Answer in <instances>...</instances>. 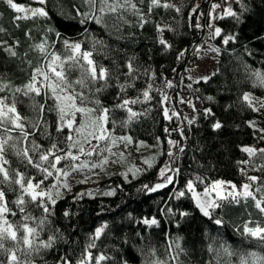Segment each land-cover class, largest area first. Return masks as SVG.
I'll use <instances>...</instances> for the list:
<instances>
[{
    "label": "snow or ice",
    "instance_id": "obj_1",
    "mask_svg": "<svg viewBox=\"0 0 264 264\" xmlns=\"http://www.w3.org/2000/svg\"><path fill=\"white\" fill-rule=\"evenodd\" d=\"M235 2L239 10L233 7L231 0H226L223 4L213 2L208 12V37H220V42L225 46L238 43L239 33L226 30L213 21L228 17L235 21L233 27H236L243 22L245 13L258 7L256 0ZM3 3L14 10L11 19L15 29L21 28V20H32L33 25L23 30L27 46L20 51V38L0 24V33L11 38V42L0 38V51L7 60L19 61L18 67L24 65L31 69L28 79L21 84L8 79L10 74L7 71H0V93H5L0 95V254L5 257L0 259V264H189V249L182 243L184 237L179 233H164L167 240L161 253L150 237L139 230L140 225L148 229L153 226L159 228V217H134L132 212H127L126 217L113 213L112 218L108 219L101 214L113 210L111 207L105 208L103 202L95 213L101 217L99 222L85 234V240L80 244L77 232L80 225L73 222L83 211L79 201L85 196L114 195L116 187L103 191L97 188L75 192L71 197L77 202L75 209L68 205L58 211L63 197L73 191L71 179L74 172L81 173L78 183H86L89 176L84 175L85 171L98 176L94 169L107 173L109 163L124 161V151L114 149L121 142L125 148L136 142L131 135L115 134L113 129L118 121L113 113L116 109L124 110L126 116L119 123L124 127L130 126L141 115L134 106L153 99L151 93L158 79L157 72L150 65L142 63L135 51L111 47L103 38L96 37L90 25L100 26L117 40H126L134 35L133 27L143 29L151 22L155 26L156 42L162 50L171 49L173 45L165 38L164 32H175L176 28L167 22L155 20L154 10H171L178 16L182 12L181 5L175 0H147L145 11V0H75L68 11L60 3L54 5L57 16L61 18L58 25L52 23L49 0H35L34 4L18 3L16 0H3ZM261 4H264V0H261ZM195 10L196 7H193L192 11ZM2 15L0 13V17ZM129 15L135 20L129 19ZM125 27L128 28L126 32ZM195 27L202 25L197 23ZM34 29L39 33L38 38L34 35ZM72 30L83 38L73 39L68 34ZM260 38L264 39V36ZM85 39L90 42L88 48L83 47ZM196 48L199 50L200 45ZM211 50L220 53L221 48L213 45ZM94 52L104 53L110 62L97 61ZM185 52L186 49H181L177 59ZM30 53L37 54L35 65ZM244 53L249 57L254 55L248 45L243 46L241 57ZM260 63L264 65V59ZM241 64L245 79L254 88L264 89V66L255 67L242 59ZM72 70L78 73L74 78L71 77ZM218 71L216 69L196 76L195 80L207 83ZM141 78L144 84L137 87ZM188 79L192 80L193 77L189 75ZM162 84L163 88L157 87L156 90L160 92L162 100L167 101L164 88H172L174 81L164 77ZM187 87L191 88L192 84L189 83ZM113 88L116 89L114 99L117 102L109 105L102 97L106 90ZM130 89H135L136 94L129 95ZM21 97L27 98L32 116H24L18 111L17 104ZM204 98L210 102L216 99L212 95ZM49 99L52 100L51 105L48 104ZM239 100L242 107L264 116V96L258 97L252 90L241 91ZM180 102L189 104L196 111L191 100L185 101L181 97ZM232 107V103L223 105L225 112ZM169 111L168 108L163 109L165 118L179 116L174 109L171 115ZM52 112L55 119L50 121L46 114ZM203 114L206 118L214 116L211 107H205ZM184 119L191 131L197 116H185ZM110 123L112 127H109ZM245 123L253 129L252 135L257 141L262 143L259 146L255 143L237 145L246 154V158L236 161L238 166H246L239 167L244 177L241 183L220 178L209 182L206 176L193 173L185 180L183 187L173 188L169 195V200H190L203 217L217 226L215 235L205 229L204 236L208 239L205 247L209 258L203 264H264V251L234 247L220 231L228 223L225 210L230 206L243 205L247 219L234 224V229L243 239L256 240L264 248V178L249 174L250 171H264V127L256 119L246 120ZM234 126L240 128L239 124ZM211 128L213 131L223 130L224 121L214 119ZM16 131L19 134L12 135ZM37 134L47 138L48 143H39ZM180 136L184 137L183 143L172 138L167 141L169 161L160 167L158 181L141 185V190L152 193L176 183L180 169L171 165L187 148L188 137L183 128L180 129ZM61 143L64 147H60ZM194 148L203 151L205 145L198 140ZM9 151L16 157V166H13ZM95 153L99 155L93 158ZM112 157L118 159L113 160ZM144 163L151 167L153 161L145 159ZM144 170L131 163L122 167L119 174L129 181ZM9 193H12L11 199ZM252 208L259 213L255 219L250 210ZM160 212L169 221L175 217L177 228L192 215L189 207H174L167 202ZM122 219L134 221L137 228L125 231V225L118 222ZM109 248L111 251L107 250ZM49 255L52 256L51 262L45 259Z\"/></svg>",
    "mask_w": 264,
    "mask_h": 264
},
{
    "label": "trees",
    "instance_id": "obj_2",
    "mask_svg": "<svg viewBox=\"0 0 264 264\" xmlns=\"http://www.w3.org/2000/svg\"><path fill=\"white\" fill-rule=\"evenodd\" d=\"M18 3L34 4L35 0H16ZM75 0H49L48 7L52 10L53 20L52 23H60V17L56 14L55 4L60 3L63 5L64 10L68 11L71 8L72 3ZM182 7L180 15H176L173 11L169 10L165 12L164 9L159 8L154 10V19L161 23L167 22L172 24L175 28V32H169L165 30L164 36L172 43L171 49L162 50L161 45L156 42V30L153 23H148L143 29L133 27L131 30L134 35L126 40H117L115 37L108 35L100 26L95 24L90 25L94 34L98 38H103L111 47H123L125 49L135 51L139 56L142 63L150 65L158 74V79L152 90L153 99L148 102L138 103L134 107L140 111L141 115L139 119L131 123L130 126L124 127L119 121H122L126 116V112L122 109H116L113 116L118 123L114 127V132L117 136L128 134L131 135L136 143L143 141L141 145L151 147L155 150L151 167L147 166L144 171L140 172L134 179L125 181L121 176L116 175L103 180L98 189L105 190L110 187H116V193L114 195H96L89 198L85 196L79 201L80 207L83 211L80 212L78 217H75L73 222L80 225L78 232V238L82 245L85 240V234L99 222L100 216H97L96 210H98L101 202L105 208L111 207L113 210L109 213L101 214L105 218L111 219L113 213L118 217H126L127 212H132L133 216L140 215H156L161 219V225L159 228L153 226L151 229L146 228L143 225L139 226V230H142L146 236H149L151 242L156 245L158 250L163 253L164 244L167 237L164 235L166 232L171 234L179 233L184 237L182 243L189 249V264H203V261L207 260L208 253L205 245L208 243V239L204 236L205 229L211 234L215 235L217 232V226H215L208 218L203 217L199 210L192 205L190 200L181 201L169 200V195L173 188L183 187L184 182L193 173H199L202 176H206L210 182L213 179L233 180L237 184L241 183L244 179L239 171V167H246L243 165H237L236 161L246 158V154L242 153L237 145L244 144H257L256 137L252 135L253 129L250 128L245 121L249 119L258 118V113L253 112L250 108L242 107L239 100L241 91L252 90L256 95L264 96V89L254 88L251 83L245 79L244 70L241 64V59L246 60L249 64L255 67H262L260 61L264 59V39L260 37L264 36V4H261V0H256L258 6L254 11L245 13L244 20L241 24L233 27L235 21L231 18L225 17L224 19H216V24L220 27L239 33V42L235 44H229L227 46L220 42V37L214 39V44L221 48L218 53V60L216 69L219 71L212 79L205 83L203 81L190 82L184 78V71L189 62L194 59L191 55L193 48L202 40L203 32L195 27L200 18L203 21V11L208 7L207 0H175ZM147 0H145V11ZM198 6V7H197ZM196 7L195 11L192 8ZM233 7L239 10V5L234 2ZM0 24H3L5 28L12 31L14 36H17L21 40L20 51H23L27 42L23 36V30L28 27H32V20H21V28L15 29L11 17L15 14L14 10L8 8L3 0H0ZM163 17V19H161ZM172 17H175L173 19ZM131 20H135V17L129 15ZM34 31V35L39 36V33ZM82 32V29H80ZM124 31H128L125 27ZM73 39H82V36H77L76 31L72 30L68 33ZM0 38L7 39L11 42V38L6 34L0 33ZM244 45H248L253 51L254 55L249 57L244 53L241 57L242 48ZM90 42L84 40L83 47L88 48ZM59 47V45H58ZM181 49H186L185 55L180 59H177V54ZM233 49H236L235 53ZM36 53H30V58L33 59V65L36 63ZM94 58L97 61L108 64L110 61L104 53L94 52ZM241 57V59H238ZM19 61L7 60L5 54L0 51V71H7L8 79L12 80L15 84H21L28 79V75L31 71L30 68L24 65L18 67ZM24 70L21 71L20 68ZM175 69V71H173ZM215 69V70H216ZM78 73L75 70L71 71V77L74 78ZM164 77L174 81L172 88H164L167 92L168 100L163 101L161 94L157 91V87L163 88L162 81ZM192 84L191 88H188V84ZM144 84V79L141 78L137 82V87ZM186 86V95L189 99L194 100L200 104V108L194 112L197 116L196 122L189 126L184 117L181 116V112L177 109V97L180 93L181 87ZM225 89V90H220ZM116 89L106 90L103 94V99L109 105L116 103L114 99ZM5 93H0L4 95ZM129 95H135V89H130ZM10 95V93H9ZM212 95L216 99L214 101H208L204 97ZM199 97V99H197ZM226 103H232L233 107L225 112L223 105ZM48 104H52V100L49 99ZM205 107H211L214 116L205 117L203 109ZM168 108L169 114L171 110H175L179 113V116L172 115L171 119H167L164 116L163 109ZM18 111L24 116H32L33 112L27 102V98H20L17 104ZM197 113H199L197 115ZM48 119L54 120L55 113H47ZM219 118L224 121L225 128L223 130L213 131L211 123L214 119ZM111 120V117H110ZM239 124L240 128H236L234 125ZM109 127H112L111 123ZM262 127H264V120ZM183 128L187 139V148L183 154H180L172 165L179 167L180 172L176 177V183L170 184L166 188L159 189L155 192L148 193L141 190L143 184H154L158 181V173L160 167L169 161L167 155L169 138L176 139L181 143L184 142V137L180 136V129ZM175 129V130H173ZM2 131V130H0ZM18 131L12 133V135H18ZM37 140L39 143L47 144V138L39 136L37 134ZM159 138V140L157 139ZM199 142L205 145L203 151L196 150L194 145ZM133 143V144H136ZM159 145V147H157ZM60 147H64L61 143ZM209 148L211 150L209 151ZM10 159L13 161V166H16V157L12 155L11 151L8 153ZM21 170L23 166L21 165ZM249 174H255L264 178V171H250ZM202 187V185L200 186ZM96 188V189H97ZM74 194H66L60 204L59 208L72 205L75 209L76 201L71 199ZM12 193H9V199H11ZM166 202L172 206H185L189 207L192 215L185 221H182L181 226L177 228L175 224V217L171 221L164 218L163 213L160 212L161 208L165 207ZM116 205L120 207L117 208ZM252 211L253 218H257L259 213L254 209ZM219 212L220 210L217 209ZM225 219L228 222L226 226L220 231L223 234V238L231 243L234 247L241 249H258L264 251L256 240H245L234 229V224H239L242 220L247 219V212L243 205L230 206L226 210ZM118 222L125 225V231L130 229H136L137 225L134 221L128 219H122ZM58 223H61L58 221ZM75 238V237H74ZM114 241H105V243H112ZM194 249V251H193ZM111 251V248L107 249ZM5 257L0 254V259ZM49 262L52 260V256H46Z\"/></svg>",
    "mask_w": 264,
    "mask_h": 264
},
{
    "label": "rangeland",
    "instance_id": "obj_3",
    "mask_svg": "<svg viewBox=\"0 0 264 264\" xmlns=\"http://www.w3.org/2000/svg\"><path fill=\"white\" fill-rule=\"evenodd\" d=\"M208 1V7H206L205 11H203V21L198 19V23L202 25L199 29L203 32L202 40L197 44L200 45L199 50H197L196 46L192 50V56L194 57L193 60H191L186 67L184 71V78L187 79L190 82H197L195 80L196 76L199 75H206L208 73H211L215 71L216 64L218 60V53L211 50L212 46L214 44V39H211L208 37L209 28L206 26L209 22V16L208 12L211 8V5L213 2H219L221 4L225 3L226 0H207ZM232 4H234L235 0H231ZM217 12L220 11V9H216ZM216 24V20L213 21ZM191 75L193 77L192 80L188 79V76ZM186 86L183 85L180 89V93L177 97L176 103H177V109L181 112V116L185 117H192L194 115L193 108L187 104V103H181L180 98L184 97L185 101L191 100L186 95ZM192 103L195 105L196 110L200 108V104L195 102L194 100H191ZM187 121L186 119H184ZM264 120V116H261L260 113H258L257 122L260 123L262 126ZM123 150L125 153L124 161L121 163H109L107 166V173L101 171L100 169H94L93 171L99 173L98 176L90 175L85 171L84 175H88L89 179L86 183H78L77 180L81 177V173L74 172L72 174L71 182L73 184V191L67 194H75V192L84 190V189H93L95 190L98 185L103 181L110 177H114L116 175L121 176L120 170L122 167H127L128 164L135 163L142 168H146L148 165L144 163L145 159L151 160L153 158L155 150L151 147L141 145L139 143L136 144H129L127 148L124 147V144L121 142L117 148L114 149V151ZM107 154V153H105ZM99 155V153H95L93 155V158H96ZM113 160L118 159V157H112ZM122 177V176H121ZM123 179V177H122ZM124 180V179H123ZM226 187V186H225Z\"/></svg>",
    "mask_w": 264,
    "mask_h": 264
}]
</instances>
